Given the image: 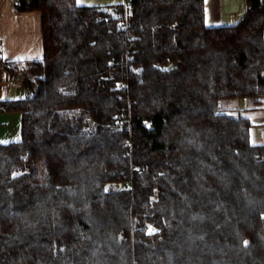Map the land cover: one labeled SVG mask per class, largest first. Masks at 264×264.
I'll use <instances>...</instances> for the list:
<instances>
[{
  "label": "trees",
  "instance_id": "16d2710c",
  "mask_svg": "<svg viewBox=\"0 0 264 264\" xmlns=\"http://www.w3.org/2000/svg\"><path fill=\"white\" fill-rule=\"evenodd\" d=\"M15 0L42 57L0 143V264H264V0L208 27L204 0ZM246 109V108H245ZM247 113V112H246ZM249 113V112H248ZM121 184V185H120Z\"/></svg>",
  "mask_w": 264,
  "mask_h": 264
},
{
  "label": "crops",
  "instance_id": "0c3cea01",
  "mask_svg": "<svg viewBox=\"0 0 264 264\" xmlns=\"http://www.w3.org/2000/svg\"><path fill=\"white\" fill-rule=\"evenodd\" d=\"M81 5L106 6L123 0H76ZM208 27L232 26L246 14L247 0H204ZM41 15L18 12L15 0H0V58L3 61L36 60L42 57ZM16 78L0 62V99H20L27 88L22 73ZM21 113H0V143L21 140Z\"/></svg>",
  "mask_w": 264,
  "mask_h": 264
},
{
  "label": "built area",
  "instance_id": "2783aa9c",
  "mask_svg": "<svg viewBox=\"0 0 264 264\" xmlns=\"http://www.w3.org/2000/svg\"><path fill=\"white\" fill-rule=\"evenodd\" d=\"M133 7L131 0H123V2L114 4L111 8V14L117 21V28L127 30L128 20ZM25 77V71L22 72V78Z\"/></svg>",
  "mask_w": 264,
  "mask_h": 264
},
{
  "label": "rangeland",
  "instance_id": "374dc122",
  "mask_svg": "<svg viewBox=\"0 0 264 264\" xmlns=\"http://www.w3.org/2000/svg\"><path fill=\"white\" fill-rule=\"evenodd\" d=\"M115 4H117V3H115ZM112 5H114V4H112ZM236 102L241 103L240 106L243 109V110H241L242 115L252 116V113L256 114L255 118L257 120H259V122L262 124H261L260 128L258 129L259 131L255 135H256V138H260L261 141H264V105H258L257 106L254 103H252V101L250 99H246V100L241 99V100L236 101ZM250 112H252V113H250Z\"/></svg>",
  "mask_w": 264,
  "mask_h": 264
},
{
  "label": "bare ground",
  "instance_id": "6f19581e",
  "mask_svg": "<svg viewBox=\"0 0 264 264\" xmlns=\"http://www.w3.org/2000/svg\"><path fill=\"white\" fill-rule=\"evenodd\" d=\"M25 75H26V72H25Z\"/></svg>",
  "mask_w": 264,
  "mask_h": 264
},
{
  "label": "water",
  "instance_id": "95a60500",
  "mask_svg": "<svg viewBox=\"0 0 264 264\" xmlns=\"http://www.w3.org/2000/svg\"><path fill=\"white\" fill-rule=\"evenodd\" d=\"M121 185V184H120Z\"/></svg>",
  "mask_w": 264,
  "mask_h": 264
}]
</instances>
